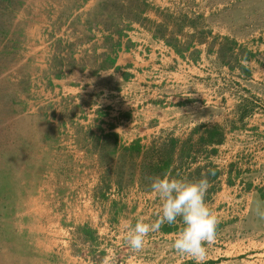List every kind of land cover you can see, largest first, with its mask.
<instances>
[{
	"label": "rangeland",
	"instance_id": "1",
	"mask_svg": "<svg viewBox=\"0 0 264 264\" xmlns=\"http://www.w3.org/2000/svg\"><path fill=\"white\" fill-rule=\"evenodd\" d=\"M127 1L0 0V264H84L91 249L89 241L98 237L96 229L100 235L107 226H114L108 228L113 231L108 232L113 243L108 242L121 250L129 248L126 236L131 227L140 219L154 221L161 208L149 181L139 183L140 157L126 167L123 186L116 182L121 163L117 145H129L136 138L143 148L153 138L167 136L179 142L190 136L195 142L204 127L219 126L223 132L219 143H195L164 174L191 179L190 175L197 170L202 173L206 166L220 172L236 164L264 175V0H146L173 14L197 16L198 27L232 38L236 49L242 46L253 55L239 59L247 68L243 72L217 56V45L210 43L212 35H205L204 42L187 37L193 32L190 26L175 34L182 54L156 37L176 55L172 72L181 69L185 77L182 85L169 81L168 87L145 72V80L151 82H141L156 87L146 102L178 104L179 95L186 104L184 112L172 115L177 122L143 138L137 135L147 129L143 118L153 125V117L146 115L149 109L144 110L145 116L133 118L130 113L136 109L127 104L121 113L129 111L127 116L119 114L120 109L115 114L103 109H110L107 104L92 109L87 103L94 101V90L75 93L70 88L76 83L97 84L104 87L106 102L123 97L113 91L125 85L129 89L136 81L89 71L94 62H101L102 53L114 55L113 38L132 28L152 36L138 23L118 17L114 19L118 28L105 25L102 8L112 4L110 14H114V4ZM146 15L158 20L152 11ZM163 64L165 71L167 64ZM179 87L184 93H179ZM162 115L167 119V113ZM77 128L92 132L90 140L84 142ZM107 132L117 137V149L108 153L110 170L101 159V143L96 141ZM218 181H210L205 193V202L219 223L214 239L205 243L203 264H264V232L248 234L242 227L233 231L227 226L230 220L222 214L231 205L226 199L216 201ZM179 227L166 224L149 233L141 250L123 253V264H196L191 256L172 247ZM80 229L89 234L83 235Z\"/></svg>",
	"mask_w": 264,
	"mask_h": 264
},
{
	"label": "crops",
	"instance_id": "2",
	"mask_svg": "<svg viewBox=\"0 0 264 264\" xmlns=\"http://www.w3.org/2000/svg\"><path fill=\"white\" fill-rule=\"evenodd\" d=\"M135 27V26H134ZM136 27L139 28L137 25ZM136 29V28H135ZM134 28L131 31H127L126 34L122 36L113 38L115 39V52L112 56L114 59V67L105 68L104 70H99L98 73H104L103 75H110L116 74L115 76L118 78H126L128 80H136L135 82H131L129 85H125L124 87L120 88V90H115L117 95H122L123 97H116V99L121 100L119 106L116 104V99H110L106 102L103 98L106 93L104 91V87H100L99 85L87 83L85 85H78L79 83L70 85L71 90L75 91H88L94 90L96 95H93L94 101L87 103L93 109L94 107L103 106L105 104L110 105V109L108 107H104L103 109L109 110L110 113H123L124 105H128L130 108H135L136 111H132L130 116L133 118V115L142 114V117L145 116L144 110L149 109V112L146 114L147 117H153L152 122L153 125H148L146 119L139 116V123H143L147 125V129L138 133V136L150 137L156 134L157 132L161 131L160 127L165 125H172L173 123L177 122V120L172 118L173 114L182 113L183 107L185 106L186 102H183L182 99L185 97H180L179 95V103H170L169 105H162L165 104L164 101L160 100L153 103L146 102L151 95L156 93V87L153 85L152 87L149 84L142 83L144 82H151L149 80H145V72L151 73V78L155 82L163 81L166 82L167 86L169 81H174L176 86L177 83L182 85V82L185 74H182L181 69H177V72H172L174 69L175 54L172 51H168L163 46V42L160 39L153 38L148 34H144L142 32L136 31ZM171 57V61L173 64L168 63V59ZM175 60V61H174ZM171 62V63H172ZM167 64L165 71L162 70L161 65ZM170 68H169V67ZM148 69L145 71L143 69ZM168 69V70H167ZM168 71L170 74H167ZM143 74H142V73ZM87 75L88 72L86 73ZM162 74H164L162 76ZM91 77V76H90ZM180 81V82H178ZM79 87V89H77ZM132 87V89H131ZM169 87V86H168ZM181 88L179 87V91ZM147 93V95L145 94ZM184 93V92H179ZM162 95V98H169L172 95H168L166 97ZM157 95L155 97H158ZM130 99V100H129ZM132 99V100H131ZM145 102L144 105L142 103ZM113 107V108H111ZM99 110V109H98ZM182 111V112H181ZM129 112V111H128ZM128 112L125 114H121L122 116L128 115ZM114 113V114H115ZM134 113V114H133ZM167 113V119L163 118V115ZM177 114V115H179ZM119 117V115H117ZM185 118V117H183ZM151 119V118H150ZM165 119V120H164ZM149 120V119H148ZM135 121V119H134ZM138 121V120H137ZM118 122V121H117ZM103 123V122H102ZM157 123V125H155ZM104 125V124H103ZM112 124L109 123V126ZM108 127V126H106ZM112 129V128H111ZM137 137V136H135ZM138 139V138H136ZM219 169V168H218ZM220 170V169H219ZM217 182V187L215 189V198L216 201H223L227 200L230 202L231 209L230 211L223 213L222 217H228L230 222L227 224L233 231V228H243V231H247L248 234H252L253 231L257 234H261L264 232V175L256 173L254 170H244L239 165H232L229 164L228 168L224 167L218 174L215 180ZM229 214V216L227 215ZM232 220V221H231ZM251 262V260H249ZM213 264H220V262H215Z\"/></svg>",
	"mask_w": 264,
	"mask_h": 264
},
{
	"label": "trees",
	"instance_id": "3",
	"mask_svg": "<svg viewBox=\"0 0 264 264\" xmlns=\"http://www.w3.org/2000/svg\"><path fill=\"white\" fill-rule=\"evenodd\" d=\"M124 2V1H123ZM123 2L115 3L114 14L111 13L110 6H104L101 11V18L105 19V25L110 28H118L115 18L126 19L130 22H136L143 28L147 29L153 37H159L164 40L165 44L172 45L178 54H182V49L178 48L179 41L175 37V34L182 33V30L185 26H190L193 28V32L188 33L187 37L194 38L198 42H204L205 35L211 36V44H216V54L217 56L225 61L230 67H237L240 71L246 72L247 68L239 59H247L249 56L253 55V52L238 46L235 48L237 42L232 38L226 35L211 34V31L204 30L201 27H198L197 22L199 18L197 16H189L186 13L178 12L173 14L167 9H161L153 7L146 0H128L127 4ZM104 4H106L104 2ZM152 11L158 18V20L152 19L146 15L147 12ZM187 46L184 45L183 48ZM102 60L97 63L94 62L93 68L89 70L91 73H96V71L101 68H111L114 67V59L112 56H108L106 53L101 54ZM82 66H80L81 68ZM83 69V68H81ZM75 107V106H74ZM76 106L73 109H76ZM74 111V110H73ZM77 135L83 136L84 142L90 140V136L93 135L92 132L83 131L77 128ZM223 132L219 126L204 127V130L198 136L197 140L193 142L189 137L186 140L178 141L179 139L173 136H167V138L155 139L153 138L148 145L144 148L141 147L139 140L133 141L131 144H121L117 145L119 148V157L121 163L119 166V176L116 179V182L119 186H123L122 180H124V174L126 173V167H129L133 164L135 157H140L138 163V180L140 184H145L146 181L148 186H151L152 178L157 175H164V173L171 167V163L175 159H180L186 154L189 153V150L193 148L195 143L199 144H214L219 143L222 140ZM96 141H100L101 146L100 150L103 154L101 159L107 161L105 165L107 170H110V158L111 155H108L110 150H116V141L117 137L114 132H107L101 134ZM86 140V141H85ZM91 142V141H89ZM86 148V145H84ZM110 156V157H109ZM128 159L132 160V163L128 164ZM207 168V169H206ZM205 170L201 173L199 170L195 171L194 174L190 175L192 179H198L202 174H206L207 178L210 181L216 179L219 174L218 168L212 166H206ZM130 171V170H129ZM132 171V170H131ZM83 230V235L89 234V231ZM92 235V234H91ZM90 237V236H89ZM209 263H213L210 261Z\"/></svg>",
	"mask_w": 264,
	"mask_h": 264
},
{
	"label": "clouds",
	"instance_id": "4",
	"mask_svg": "<svg viewBox=\"0 0 264 264\" xmlns=\"http://www.w3.org/2000/svg\"><path fill=\"white\" fill-rule=\"evenodd\" d=\"M209 187L206 174L198 179H187L169 174L152 178L151 190L159 197L161 208L152 222L137 220L126 239L131 248L141 250L149 233L158 232L164 225H179L172 247L203 264L207 256L205 243L215 235L219 220L205 202Z\"/></svg>",
	"mask_w": 264,
	"mask_h": 264
},
{
	"label": "built area",
	"instance_id": "5",
	"mask_svg": "<svg viewBox=\"0 0 264 264\" xmlns=\"http://www.w3.org/2000/svg\"><path fill=\"white\" fill-rule=\"evenodd\" d=\"M112 191L114 190L112 189ZM108 228L109 229L111 228L112 230L114 226H107L105 233L100 235L99 233L101 232L98 229H96V233L98 234V237H96V239L94 237L93 241H89L91 243H88L87 247L91 249L88 251V254H86V260H84V264H123L124 263L125 259L123 253L128 249H133V248L131 247L128 248L124 246L123 247L124 249L121 250V248L120 247L118 248V246H112L111 243H113V239L111 237L110 238L108 237L110 236L108 232L113 233V231H109ZM120 231L121 234H124L122 230ZM101 235H104V237ZM115 238H117V236H115ZM108 241H110L111 243H109ZM126 242L128 243V241Z\"/></svg>",
	"mask_w": 264,
	"mask_h": 264
}]
</instances>
